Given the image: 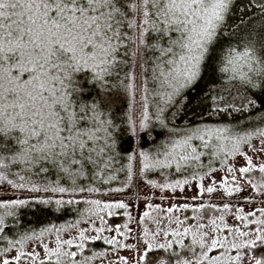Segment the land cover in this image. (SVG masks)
I'll use <instances>...</instances> for the list:
<instances>
[{"label": "snow or ice", "instance_id": "obj_1", "mask_svg": "<svg viewBox=\"0 0 264 264\" xmlns=\"http://www.w3.org/2000/svg\"><path fill=\"white\" fill-rule=\"evenodd\" d=\"M234 9H255L264 20V0L238 6L237 0H0V189L48 194L0 197V241L7 240L0 264H91L104 253L84 256L89 240L131 251V261L118 256L123 264H264V127L207 121L169 127L164 107L157 104L151 115L148 110L154 95L183 115L196 103L197 85L211 64L244 93L248 106L264 111V24L232 32ZM150 59L151 88L142 78ZM132 67L140 71L134 75ZM223 99L217 94L200 104L215 102L217 114L241 110L221 107ZM134 100L140 117L129 119L123 131L140 141L139 148L127 153L124 184L103 189L116 179L114 113ZM161 169L184 178H147ZM134 177L136 188L150 186L168 193L161 201H175H145L139 218L123 213L129 223L144 224L137 244L104 237V226L94 229L95 236L83 228L63 238L68 228L55 224L8 239L6 219L29 208L61 214L84 203L91 206L85 213L107 226L101 213L113 217L129 205L89 197L125 192ZM129 223L107 230L127 238L122 229L131 233ZM49 234H55L54 246L43 239ZM30 241L41 251H24Z\"/></svg>", "mask_w": 264, "mask_h": 264}, {"label": "trees", "instance_id": "obj_2", "mask_svg": "<svg viewBox=\"0 0 264 264\" xmlns=\"http://www.w3.org/2000/svg\"><path fill=\"white\" fill-rule=\"evenodd\" d=\"M247 0H237V6L241 4H245ZM248 13L245 14L243 10L241 11H233V14L228 20V25L232 26L231 31H242L246 28H248L250 25L255 26L256 28H259L262 24H264V20H261V14L259 11L255 9H248ZM238 26V27H237ZM227 28V26H226ZM231 35V32L226 31L225 36ZM150 56L151 54H147ZM130 63H132L130 61ZM151 68H152V60L150 59L148 63L144 65V69L146 71L143 72L142 78L146 80L147 87L151 88L153 86V81L151 79ZM129 71V68H125L123 71L119 73L120 80L125 79V72ZM131 71L135 75L140 70L132 67ZM218 76L220 79H218ZM141 77L137 76L134 83H139ZM127 82V81H125ZM119 81H113V86L115 87ZM231 83L228 82L226 76L223 74H218L213 71V68L211 64L208 67L207 72L205 73L203 79L201 82L197 85L196 88V96L197 100L196 103L189 106L187 109H184L183 115L180 114V110L173 106V105H165L163 101L159 100L158 97H155L154 95L149 99L148 101V110L149 114L151 115L156 108V105L159 104L161 107L165 108L164 117L166 118V121H170L169 127L172 125H178L180 128L182 125L189 124L190 122H204L207 120H212L214 124L219 125H229L231 127H242L245 125H254L259 127H264V111L257 112L256 110L252 109L250 106L246 104V101L244 100V93L242 91H238ZM203 93V95H201ZM217 94H220L225 97V99L219 101V105L221 107H228V104L230 103L232 107L236 109H241L239 111H225L224 113L217 114L215 111V102L213 101H206L205 104L201 105L200 100H204L208 96H217ZM139 99V96H136V100ZM208 104H213L212 109H208ZM171 113V115H169ZM115 121H116V127H115V134L118 137L116 140L117 144V152H118V159L115 167L114 175L119 174L114 181H112L111 184L103 185V189H111V188H118L121 187L126 179V173L125 170L129 165V161L127 160L126 156L129 150H136L139 148L140 141L135 140V138L130 139V133H126L123 130L127 127L128 120H138L140 117L139 112V106L136 103V101H132L129 106L125 108H121L115 111ZM154 121V117H153ZM251 130V129H249ZM161 138L163 140H167V137L161 136L159 138V141H161ZM135 141V142H133ZM156 145H149L150 148ZM132 168L133 172H135V161H132ZM214 167H220L219 162L214 163ZM125 169V170H122ZM255 175V174H253ZM147 178L154 179L157 183L162 182H172L175 179H183L179 173H174L171 169H162V171H159V174L157 173H147ZM13 179H17L18 177H10ZM32 180L34 182H38L36 177H32ZM30 187V185H29ZM150 186L138 189L135 187V177L133 178V181L131 183V186L122 193H112L109 192L107 195H94L89 197L90 199H100L102 202H111V197H116L119 199H123L125 203L129 205L128 209H116V215L113 217L107 216L105 213H101V215L105 216V219L108 221V225H102L101 222L95 217V216H89L85 213V209L90 208L91 206L88 204H77L72 206H66L68 210H66L64 215L59 216L58 218L55 217V213L53 212H40V211H33L28 210L27 212H24L23 215L19 214L17 218H11L9 220V224L15 225L14 230L7 231L6 234L8 236V239H19L20 235H22L24 232L21 231L22 229L30 230V229H36L37 231L41 227L50 226L51 224H55L57 226H63L65 228H68V231L62 233V237L64 238H72L78 236V232L85 228V226H88V231L93 232V229H95L98 225L104 226L106 230L102 234L104 237H107L111 239L108 235L110 233V236L115 235L117 239L121 240L124 244H129V240L132 238L133 235H140L143 237L142 229L144 227V224H141L139 227L136 226L135 220H133L131 223H129L128 217L123 215L125 211L131 213V215L135 218L140 217V213L137 209V207L142 206L143 210L145 209V199L141 196L140 192L143 190L145 191ZM151 188V187H150ZM187 192L188 195H191L192 193L190 190ZM155 191H160L159 189L152 188ZM16 197H27V196H44L46 197L48 194L46 193H32L25 190H17ZM166 193V192H165ZM179 195V194H177ZM67 198V197H65ZM79 199V196L76 197ZM132 200V204H131ZM144 202V203H143ZM149 203H162L166 206V201H160V199H152L147 201ZM51 207V206H50ZM155 215V213H153ZM195 215V213H193ZM227 218V217H226ZM76 221H79V224L76 228L72 229L69 228V225L72 223H75ZM125 224L129 223V227L133 229L131 233H128L127 229H122L126 233L127 238H122L119 236V233H114L107 230L108 226L114 227L115 224ZM150 227L153 226L151 221H145ZM18 228L20 230H18ZM12 232V233H10ZM86 234V233H85ZM98 234V233H97ZM55 234H49L46 235L43 239L47 243H52L54 240ZM87 235V234H86ZM89 236V235H88ZM91 236V235H90ZM89 236V237H90ZM189 242V240H186ZM77 242H79L77 240ZM86 247L83 252L84 256H91L94 253H101L103 252L104 255L112 253L113 252V246L107 245L104 243L103 240L100 241H86L85 242ZM7 246V240L0 241V248ZM29 247H37L36 243L33 241H30L25 244L24 251H27ZM117 249L119 248V245L115 246ZM75 250V249H73ZM167 255L166 253L164 254ZM95 260V259H94ZM92 260V261H94ZM91 261V264H92Z\"/></svg>", "mask_w": 264, "mask_h": 264}, {"label": "rangeland", "instance_id": "obj_3", "mask_svg": "<svg viewBox=\"0 0 264 264\" xmlns=\"http://www.w3.org/2000/svg\"><path fill=\"white\" fill-rule=\"evenodd\" d=\"M232 88L234 87V86H231ZM236 88V87H235ZM207 122L210 124V125H216V124H214L213 123V121L212 120H207ZM185 125H188V124H185ZM185 125H182V127L181 128H183ZM222 125V124H221ZM234 127V126H233ZM234 128H237V127H234ZM163 140V138H161V141ZM166 141L167 140H163L162 142H160V143H166ZM195 143H198V142H196V141H194V144ZM156 146H158V145H156ZM156 146H153L152 148H154V147H156ZM216 161H213V166H214V163H215ZM13 171H16L15 169H13ZM159 171H162V169L161 170H158V172ZM21 174H24V173H21ZM119 174H117V175H115L116 177L118 176ZM33 177H35V176H33ZM14 178H16V177H14ZM5 187H7V188H10V186H5ZM190 190H191V192L190 193H192V191H194V189H191L190 188ZM16 191L17 190H7V191H5L4 189H0V197H16V195H17V193H16ZM140 194H141V196L145 199V201H149V200H152V199H160V197H162V196H166V195H168V193L166 192H160V191H155L154 189H152V188H147L145 191H141L140 192ZM179 194V193H178ZM144 201V202H145ZM160 201H161V199H160ZM143 202V203H144ZM170 202H175L174 200L173 201H166V205L168 204V203H170ZM131 204H132V200H131ZM137 209H138V211H139V213L141 214L142 213V211H143V208H142V206H139V207H137ZM28 210H32V208H29V209H27V210H25V211H23V212H21L20 214L21 215H23V213L24 212H27ZM145 210V209H144ZM65 212V211H64ZM61 215H64V213H61V214H57V213H55V217L56 218H58L59 216H61ZM19 216V215H18ZM18 216H16V217H8L7 219H6V222H7V224L9 225V228H6V232L7 231H12V230H14V226L15 225H12V224H9L8 222H9V220L11 219V218H17ZM97 227H100V225H98ZM85 228H88V226H85ZM9 229H11V230H9ZM18 230H20L19 228H18ZM21 231H23V232H26V231H28V230H26V229H22ZM10 233H12V232H10ZM86 234L87 235H91V236H95V235H97V233L94 231V229H93V232H89V233H87L86 232ZM90 236V237H91ZM110 238L111 237H113V236H110V233H109V235H108ZM65 238V237H64ZM171 237H169V239H170ZM142 239V236H140V235H133L132 236V238L129 240L130 242H129V244H137L138 243V241L139 240H141ZM186 240H188V239H185V243H190V241L189 242H187ZM161 242H164V241H161ZM52 243H54V240H53V242ZM178 247V246H177ZM29 248H34L36 251H41V249H40V247H29ZM29 248H28V250H29ZM27 250V251H28ZM131 255H132V253H131V251H128V250H126V249H123V248H118V252H112V253H109V254H106V255H103L102 257H100L99 259H95V261H97V262H94L93 264H123V261L122 260H120V259H118V256H126V257H128L129 258V260L131 261ZM23 264H29V262L28 261H25V262H23Z\"/></svg>", "mask_w": 264, "mask_h": 264}, {"label": "flooded vegetation", "instance_id": "obj_4", "mask_svg": "<svg viewBox=\"0 0 264 264\" xmlns=\"http://www.w3.org/2000/svg\"><path fill=\"white\" fill-rule=\"evenodd\" d=\"M49 245H50V246H54V243H50ZM40 249H41V248H40ZM24 262H25V261H24ZM94 262H97V261H95V260L92 261V264H93Z\"/></svg>", "mask_w": 264, "mask_h": 264}]
</instances>
